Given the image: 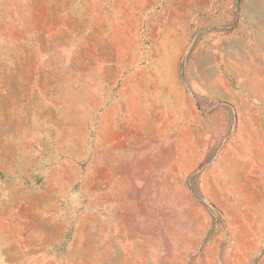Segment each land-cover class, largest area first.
<instances>
[{"label": "rangeland", "instance_id": "rangeland-1", "mask_svg": "<svg viewBox=\"0 0 264 264\" xmlns=\"http://www.w3.org/2000/svg\"><path fill=\"white\" fill-rule=\"evenodd\" d=\"M150 2L198 109L138 85L136 165L99 120ZM0 264H264V0H0Z\"/></svg>", "mask_w": 264, "mask_h": 264}, {"label": "crops", "instance_id": "crops-1", "mask_svg": "<svg viewBox=\"0 0 264 264\" xmlns=\"http://www.w3.org/2000/svg\"><path fill=\"white\" fill-rule=\"evenodd\" d=\"M152 6L153 2H150L147 5L146 12H143L142 9L138 10L139 8L137 7L136 10L134 8L131 9L135 20L136 18L139 19V24L135 27V32H138V37L135 36L136 45L128 54H135L137 60L132 63L133 66L130 69L123 67L118 70L119 76L115 85L118 89L114 98L103 106L99 120L100 131L106 129L112 135L104 138L100 137L99 146L105 148L104 153L108 156L113 154L118 156L121 162H128L129 160L133 162L134 160L136 165L138 154L142 152V148L140 150L138 146L140 136L138 116L145 114L146 106L155 115L159 106L157 104L159 102L151 99H148L147 104L143 95L137 91L138 85H143L144 82L148 81L154 84L164 82L167 84L170 93L177 96L179 94L186 96L185 90H188L178 72L179 58L181 54L185 53L188 44L186 32L174 28L175 18H180L181 15L174 12L171 16L168 14V17H166V11L162 10L155 14ZM98 11L101 15L107 14L103 12L107 10L101 4ZM187 11H190V9ZM182 17L184 18V16ZM165 21V26L159 23ZM155 22L157 23L155 24ZM132 26H134V23ZM171 26H173L172 29ZM145 54H160L166 59L165 67L159 71L153 70L152 78L147 77V65L142 61ZM217 76L218 74L215 77L216 83L217 79H219V76ZM187 93L189 100L191 99L198 109L192 94L188 91ZM133 113L135 118H133ZM121 115H123V118H121ZM117 122H121L126 126L125 132L119 135L115 132ZM147 128L151 133L142 132L141 136H145L144 138L150 135L152 137L153 135L154 126L145 127V129ZM103 139L104 141H102ZM146 153H150V151L147 150ZM109 164L112 165L111 161H109Z\"/></svg>", "mask_w": 264, "mask_h": 264}]
</instances>
